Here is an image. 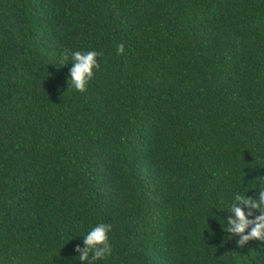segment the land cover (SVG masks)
Returning <instances> with one entry per match:
<instances>
[{"label": "trees", "instance_id": "16d2710c", "mask_svg": "<svg viewBox=\"0 0 264 264\" xmlns=\"http://www.w3.org/2000/svg\"><path fill=\"white\" fill-rule=\"evenodd\" d=\"M257 176L264 0H0V264H81L100 222L93 264H264L222 227Z\"/></svg>", "mask_w": 264, "mask_h": 264}, {"label": "clouds", "instance_id": "9594fccd", "mask_svg": "<svg viewBox=\"0 0 264 264\" xmlns=\"http://www.w3.org/2000/svg\"><path fill=\"white\" fill-rule=\"evenodd\" d=\"M118 54H123L124 45L118 44L116 49ZM102 53L89 51L65 50L60 58L58 66L66 64L69 58L72 66L69 69L70 81L75 90L79 92L87 91V85L94 76V70L100 68L98 57ZM259 189L253 195L246 193H235L227 212L226 226L223 230L231 236H238L236 240L238 247H244L251 240L264 241V176H257ZM258 210L259 214H256ZM251 217V218H250ZM112 225L108 223H97L83 237V246L76 245L78 260L81 264H93L96 260L104 259L112 254V245L109 241V233Z\"/></svg>", "mask_w": 264, "mask_h": 264}]
</instances>
